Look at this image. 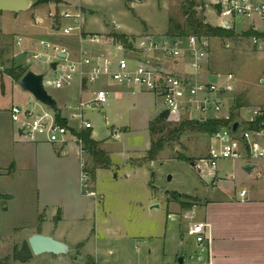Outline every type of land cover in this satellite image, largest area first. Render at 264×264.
I'll list each match as a JSON object with an SVG mask.
<instances>
[{
  "label": "rangeland",
  "instance_id": "rangeland-1",
  "mask_svg": "<svg viewBox=\"0 0 264 264\" xmlns=\"http://www.w3.org/2000/svg\"><path fill=\"white\" fill-rule=\"evenodd\" d=\"M194 1L195 21L224 27L216 7L219 0ZM66 9L80 14V23L58 15ZM49 13L57 17H50ZM170 22L177 33L182 29L187 32L181 36L183 41L187 36L196 35L207 42L208 59L203 77L222 85L228 81L227 75L233 76L229 83L232 89L224 96L226 104L218 115L222 119L235 116L245 127L243 116L249 118L250 114L246 109L240 113L239 108L258 106L264 101V85L259 83V78H264V39L246 36L251 19L238 17L240 30H236L235 23L224 27L236 33L228 38L197 35L188 25L182 0H51L33 6L28 12L0 13V264H55L52 254L33 255L26 262L12 256L14 249L29 246L32 232L48 233L54 229L62 209L67 217L59 229L68 234L79 232L81 224L94 227L95 221H107L109 228L115 230L110 232L109 241L96 242L94 238L87 244V251L91 253L89 264H179L178 258L182 255L187 258L185 264H199L195 256L196 237L188 234L189 225L192 221H206L213 229L226 221L223 211L206 209L212 198L222 202L219 205L226 203L222 201L224 193L217 188L212 190L211 180L206 175L208 171L196 168L207 156L215 133L197 124L183 125L187 119L168 116L159 120L166 104L157 92L135 91L125 84L111 83L106 87L103 81L88 84L90 92L103 86L109 91L110 105L88 108L85 115L93 124L88 135L100 141L99 148L102 144L111 164L106 169L96 167L88 152L84 160L92 181L83 190L79 147V155L72 151L73 144H68L61 154L57 151L59 145L48 143L41 144L39 150L24 149L22 147L32 142L19 135L10 113L14 104L50 112L23 90L19 81H13L8 75L10 70H34L44 73L50 82L55 78L46 61L31 56L16 57L21 52L15 45L19 37L23 38V45L28 43L31 49L44 50L39 41L45 40L64 45L79 55L80 33L83 37L88 33L104 37L116 31L135 34L128 36L132 39L163 37L169 36ZM68 26L75 29L65 34L63 29ZM141 54L135 47L124 50V56L130 58L140 59ZM166 69L175 71L173 62H169ZM77 83L70 88L47 86L61 113H66L65 104L79 101ZM88 96L86 92L83 98ZM227 128L219 127L216 133L223 134ZM242 131L241 126L239 133ZM153 143L161 144L162 148L152 160L148 151ZM204 176L210 187L202 180ZM231 180L230 176L228 182ZM236 184L239 189L241 185ZM94 198L99 203L96 204ZM183 200L194 204L183 209L180 205ZM154 205L158 207L152 208ZM78 212L88 219L77 220ZM129 235L133 239L128 238Z\"/></svg>",
  "mask_w": 264,
  "mask_h": 264
},
{
  "label": "built area",
  "instance_id": "built-area-1",
  "mask_svg": "<svg viewBox=\"0 0 264 264\" xmlns=\"http://www.w3.org/2000/svg\"><path fill=\"white\" fill-rule=\"evenodd\" d=\"M216 4L219 6L218 14L224 27H229L238 17L248 19L258 17L264 21V0H219ZM58 15L63 19H74V22L80 19V14L69 9ZM50 16L57 17L55 13H50ZM74 29L72 26L64 27L63 32L70 34ZM81 41L89 45L111 41L112 50L107 54L96 55L82 49L78 58L74 59L68 55L64 47L40 40L39 44L44 50L21 48V52L16 55L31 56L35 60L46 61L50 66L57 62L55 69L51 67L55 78L50 82L45 77L46 87L50 84L56 89L70 88L78 82L80 90L90 94L88 99H79L76 105L65 106L69 111V117L63 116L60 112L61 118L65 119L67 124L59 121L58 113L52 110L38 111L14 104L10 108V113L17 125V131H22L20 136L29 142L64 146L71 140L76 141L83 157L81 162L83 189H87L92 181L91 172L87 170V163L84 160L88 151L81 137L85 130L93 129V124L86 118L85 110L110 105L109 91L105 87L90 92L87 89L88 84L103 81L106 84H125L135 91L157 92L164 98L165 111L169 117L189 121L222 119L218 114L226 104L224 96L232 89L229 83L233 76L227 75L228 81L222 85L203 77L208 59L207 42L198 39L196 35L187 36L185 41L181 36H144L130 39L132 48H138L142 53L140 59L124 56V50L127 49L125 45L115 42L111 37L92 34L81 36ZM21 43L22 38H19L17 46H21ZM60 53H65L66 56L61 57ZM169 62H173V66L179 64L180 67L173 72L166 71ZM248 112L250 116L246 118L245 123L248 126L258 124V127H248L241 132L239 138L232 136L231 127L223 134L215 132L207 156L196 165L198 171H208L213 186L217 185L215 175L222 161L249 159L254 162L264 159V144L261 140L264 137V108H250ZM73 122L78 124L77 128L73 126ZM239 195L244 200L246 191L242 190ZM188 234L196 237L199 246L196 256L199 264H215L210 251V223L192 221Z\"/></svg>",
  "mask_w": 264,
  "mask_h": 264
},
{
  "label": "crops",
  "instance_id": "crops-1",
  "mask_svg": "<svg viewBox=\"0 0 264 264\" xmlns=\"http://www.w3.org/2000/svg\"><path fill=\"white\" fill-rule=\"evenodd\" d=\"M4 14L5 12H3V15ZM40 20L43 22L42 18H40ZM78 23H80V19H78ZM233 23H235V25L237 26L236 30H240L238 29L237 19ZM247 27H249L250 29H248L246 32L250 30H254L258 33L264 34V21L258 17L251 19V23ZM108 33L109 32H106V34ZM81 34L82 33H80L81 50L82 49L89 50L95 53L96 55L107 54L110 53V51L112 50V45L110 43L111 41L109 43L103 42L98 45H90L89 47H87L86 46L87 43L81 41V36H82ZM121 34H126L127 36L135 35L129 33H121ZM88 35H92V34L88 33ZM104 37L107 38L109 36H104ZM129 38L132 39L131 37ZM17 41L15 42L16 48H22V49L27 48V50H31L32 47L28 45V43L25 45L21 43V46H17ZM22 42H23V38H22ZM57 46L64 47L71 58L74 59L78 58L79 55H75L66 46L64 45L61 46L58 44ZM179 67H180L179 64L174 65L175 69ZM13 81L15 80L13 79ZM259 83L261 85H264L263 76L259 78ZM76 85L78 86L79 89L78 98L81 99L83 98V95L86 92H82L80 90V85L78 83ZM110 86H111L110 84H106V87H110ZM89 96L86 99H88ZM76 104L77 103L72 102L70 106ZM67 105L68 104H65V106ZM258 107L264 108V101L258 106L240 107L239 109H241L240 111L241 113L242 109L248 110L250 108L253 109ZM68 113L69 111L67 112L66 110V113L64 112L62 113V115L65 117H69ZM243 119L246 120V117L243 116ZM72 124L73 126H76V128L78 127V124L76 122H73ZM87 131L89 130H85L84 132ZM93 137H94V133H93ZM94 139L97 142H100L95 137ZM261 140L262 143L264 144V137H262ZM41 144L44 143H30V145H25V146L23 145L24 147L22 148L24 149L32 148V150H39L40 148L39 146H42ZM68 144H73L72 151L77 152V154L79 155L78 152L79 146L74 140L69 141L64 146H58L57 151H59V153L61 154L63 151H65V147L68 146ZM101 146L102 144H100V148ZM105 152L107 153V151ZM78 157L80 158L79 164H81L83 157H81V154ZM246 164L255 165V169L252 171V173H247L244 170V166ZM12 169L13 170H11V172L14 175L16 172L15 162L13 164ZM206 175L209 178H211L209 173H207ZM205 176L201 178L208 185V187H210V184L204 179ZM215 176L217 177L218 182L217 185L215 186L211 184L212 190H215L216 188L221 190V192L224 193V197H225V200L222 201H225L226 203L219 205V203L222 202H219V200L212 198L210 199V201L207 202L206 209L208 208V210H210L213 208V211L214 210L223 211L224 213H226V221L224 224H217L216 227H214L213 229L210 224L211 226L210 251L213 256L214 263L215 264H264V159H259L254 162L249 161V159H244L235 162L222 161L220 163L219 170L216 172ZM230 176L232 180L228 182ZM237 182L241 185L239 189H237L236 186ZM242 190L246 191L244 200H242V197L239 195V193ZM94 201L96 204L99 203L95 198ZM204 205L201 206L200 209L204 207ZM65 217H67L66 212L62 209V216L56 218L54 229L52 228L48 233L43 232V230L40 231L38 230L31 233V235L36 233H42V234L44 233L45 235L53 236L58 240L64 241L69 245L71 249L70 253L66 255H52L53 256L52 262H54L55 264H84V262H86L91 258L90 257L91 253L87 251V244L90 241H92L94 238L96 242L98 240H102V242L109 241L111 239L110 232L115 231L114 229L109 228L110 226L107 221L104 223L95 221L94 227H92V225L86 226L81 224V229L79 232H74V234L73 233L68 234V232L59 229L60 223L65 219ZM87 219L88 218L85 216V214H80V212H78L77 220L84 221ZM119 238L120 236H118V239ZM128 238L133 239L131 235H129ZM118 239L115 238V240ZM196 248L198 252L199 246L197 245ZM74 255H76L75 261H72ZM89 263L90 261H87V264Z\"/></svg>",
  "mask_w": 264,
  "mask_h": 264
},
{
  "label": "trees",
  "instance_id": "trees-1",
  "mask_svg": "<svg viewBox=\"0 0 264 264\" xmlns=\"http://www.w3.org/2000/svg\"><path fill=\"white\" fill-rule=\"evenodd\" d=\"M51 0H36L35 6L42 5V4H47ZM128 2H134V1H145V0H127ZM183 2V7L187 15L188 19V25L194 30V32L199 35V36H219V37H234L236 35L234 29L231 28H224L221 26H213L209 23H205L204 21H195V16H196V11H194V0H182ZM216 7L219 8L217 5ZM1 13V12H0ZM169 36H185L187 35V32L184 31L183 29L181 30L180 33L176 32V27L172 25L170 22V27L168 31ZM246 36L248 37H255L256 39L258 38H264V34L258 33L254 30H250L248 32H245ZM109 37L113 38L115 42H121L125 45L127 49L132 48V43L129 40V37L126 34H121L117 32H113ZM25 69H12L8 72V75L14 79L15 81H20V79L26 74ZM241 106L238 104V107ZM58 120L61 121L63 124H67V121L65 119L61 118V113L59 112L58 115ZM168 112L164 111L163 113L160 114L158 117L160 119H167L168 117ZM235 116H230L229 118L226 119H208L205 121H189L186 120L183 125H188L191 127L192 125H199L200 127L203 128V130L209 132V133H215L219 127H232L233 121L235 120ZM249 128H257L258 124L255 125H250L248 126ZM180 130H183L181 128ZM81 137L83 138L84 145L89 152L90 155L93 156L95 165L96 167L100 168H109L111 164L110 157L107 155V153L99 148V143L92 140L90 135H88V132L82 133ZM162 146L159 143H153L152 148L148 151V154H150L151 159L153 160V157H155L159 151L161 150ZM178 194V193H177ZM180 197V195H177V198ZM184 199L186 198L185 195H183ZM194 203H190L189 201H181L180 205L183 209L186 208H191ZM33 256L32 250L30 246L26 245L22 250H19L18 248L14 249L13 252V258L16 260H21L22 262H26L30 260Z\"/></svg>",
  "mask_w": 264,
  "mask_h": 264
},
{
  "label": "water",
  "instance_id": "water-1",
  "mask_svg": "<svg viewBox=\"0 0 264 264\" xmlns=\"http://www.w3.org/2000/svg\"><path fill=\"white\" fill-rule=\"evenodd\" d=\"M36 0H0V12H13L20 13L30 10L35 5ZM61 57H65V53H60ZM57 62L51 64V67L55 69ZM45 77L44 73H39L34 70H28L26 74L20 79L19 85L21 88L29 92L34 99L48 107L50 110L59 113L60 108L56 99L49 93L47 87L45 86ZM243 127V130L248 129V125L245 127L242 125V120L235 119L231 127V134L234 138H239L240 134L239 129ZM19 135L22 134V131H18ZM255 169V165L246 164L244 170L247 173H252ZM169 181L172 180V177L169 176ZM169 192V191H167ZM153 207H158L154 205ZM28 244L32 250L33 255L41 254H52V255H66L71 252L69 245L61 240L54 238L53 236L45 235L42 233H36L29 237ZM186 256L182 255L178 258L179 264L186 263Z\"/></svg>",
  "mask_w": 264,
  "mask_h": 264
},
{
  "label": "flooded vegetation",
  "instance_id": "flooded-vegetation-1",
  "mask_svg": "<svg viewBox=\"0 0 264 264\" xmlns=\"http://www.w3.org/2000/svg\"><path fill=\"white\" fill-rule=\"evenodd\" d=\"M179 195H181V194H179Z\"/></svg>",
  "mask_w": 264,
  "mask_h": 264
}]
</instances>
